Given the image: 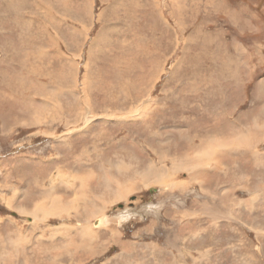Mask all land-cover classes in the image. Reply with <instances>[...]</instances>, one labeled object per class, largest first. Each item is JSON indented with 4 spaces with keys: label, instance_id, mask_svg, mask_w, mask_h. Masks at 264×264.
<instances>
[{
    "label": "rangeland",
    "instance_id": "obj_1",
    "mask_svg": "<svg viewBox=\"0 0 264 264\" xmlns=\"http://www.w3.org/2000/svg\"><path fill=\"white\" fill-rule=\"evenodd\" d=\"M0 264H264V0H0Z\"/></svg>",
    "mask_w": 264,
    "mask_h": 264
},
{
    "label": "bare ground",
    "instance_id": "obj_2",
    "mask_svg": "<svg viewBox=\"0 0 264 264\" xmlns=\"http://www.w3.org/2000/svg\"><path fill=\"white\" fill-rule=\"evenodd\" d=\"M60 2V1H59ZM13 6H14V4H13ZM17 6V5H16ZM12 7V6H11ZM12 9V8H11ZM22 12V11H21ZM20 12V13H21ZM229 16V15H228ZM234 18V17H233ZM12 27H14V26H12ZM11 27V28H12ZM30 58V57H29ZM38 58V57H37ZM23 63H24V61H23ZM31 65V64H30ZM33 66V65H32ZM34 67V66H33ZM25 68V67H24ZM23 70V69H22ZM22 72V71H21ZM29 72L31 73H33V71H32V68L30 67L29 68ZM35 72V71H34ZM31 73V74H32ZM22 75H25V77L23 78V80H24V84H26L27 83V81L29 80H27V78H26V74L25 73H22ZM22 77V76H21ZM20 78V77H19ZM22 79H20V81H21ZM29 82V81H28ZM23 83V82H22ZM226 100V99H225ZM255 128H257V127H255ZM254 131L256 130V129H253ZM240 138H241V141H243V140H245V135H243V134H241V135H235V137H233L231 140H230V144H232L233 143V141H235V140H237V141H239L240 140ZM219 142H221V141H219ZM220 145V147L223 149V146H222V144L220 143L219 144ZM214 146V145H213ZM216 148V147H215ZM215 148H212V145H208V149L206 150H204V153H208V152H206V151H212V153H213V151L215 150ZM203 154V153H202ZM201 154V155H202ZM207 155H209V154H207ZM201 157V156H200ZM206 157V156H205ZM198 162H199V159L197 160ZM196 161V162H197ZM91 163V162H90ZM196 165V164H195ZM197 165H198V163H197ZM197 168V167H196ZM199 169V168H198ZM153 170L154 169H151V170H149L148 172H146V173H144V180H150V178L151 177H154L155 178V180L157 179V177H159L160 176V174H159V172L157 173H153ZM199 171H200V169H199ZM198 172V171H197ZM90 184V183H89ZM114 184L115 183H109L108 184V187L109 188H113L114 187ZM138 184V183H137ZM84 187H86V185H83ZM82 188V187H81ZM116 189H114V192L112 193V194H114L115 195V198H118V199H122L123 197H124V194H123V191L124 190H122L121 189V187H119V186H117V187H115ZM132 188V187H131ZM131 188H130V190H131ZM81 189H79V193L81 192L82 194H80L79 196L81 197H79L80 199H83V198H86L85 196H86V194H85V192L83 191V190H81ZM96 201H97V199H96ZM61 204V202L58 200V202L57 203H54V205H56V206H58L59 208H62V209H64L63 207H62V205H60ZM37 210H40V207L38 206V208H37ZM27 218H29L28 216H26ZM94 219H93V221H92V223L91 224H93L95 227H99V222L100 221H106V223H109L110 222V219H107L106 220V218L105 217H103V216H101V215H97V214H95L94 216ZM101 217V218H100ZM105 224V223H104ZM80 225V224H79ZM101 225V224H100ZM101 227V226H100ZM86 228V229H85ZM91 228H94V227H92L91 226ZM86 230V232H83V234L81 235V237L82 238H84V239H87L89 236H91V235H93V234H95V233H93V231H91V229H90V227L89 226H84V231ZM88 251V250H87ZM15 263V262H14Z\"/></svg>",
    "mask_w": 264,
    "mask_h": 264
},
{
    "label": "crops",
    "instance_id": "obj_3",
    "mask_svg": "<svg viewBox=\"0 0 264 264\" xmlns=\"http://www.w3.org/2000/svg\"><path fill=\"white\" fill-rule=\"evenodd\" d=\"M240 107H241V104H240ZM237 119V118H236ZM211 119L209 118V121H210ZM233 127H235V128H238V129H240V123L239 122H237V121H234L233 122ZM251 129V131H253V128H250ZM237 151V155L236 156H234V155H231L230 154V150H229V152H228V154H229V157L230 158H235L238 162H242L243 161V159H244V156H245V154H243V153H241V152H245V151H242V150H236ZM250 153H251V155H253L254 157H256V155H254L255 153H253V150H250ZM142 155H143V153H141ZM226 157V156H225ZM240 157H242V159L240 158ZM225 160L226 161H228L229 162V160H227L226 158H225ZM234 163V162H233ZM262 163H260V162H258L257 161V167L259 166V165H261ZM81 190H83L84 192H85V187L84 186H82V188H80ZM82 200H80L79 201V203L80 204H82V202H81ZM128 209V208H127ZM129 211L131 210V209H128ZM80 215H82V216H85L84 215V213H82V214H78V216H80ZM101 218V217H100ZM106 222V221H105ZM110 223H111V220H110ZM109 223V224H110ZM108 224V223H107ZM94 233L95 234H93V235H91V236H89L87 239H84V238H82L81 239V245H83V246H86V245H89V246H93L94 247V249H96V248H101L102 247V245H103V241H100V230H99V228H95L94 229ZM114 237H116L115 235L113 236L112 235V233L110 232V238L111 239H113ZM9 245H11L12 247H13V251L15 250V248L17 247V248H19V245H17V244H15V245H12V244H9ZM17 245V246H16ZM83 250L84 251H87V249L86 248H83ZM96 251V250H95ZM31 254V253H30Z\"/></svg>",
    "mask_w": 264,
    "mask_h": 264
}]
</instances>
